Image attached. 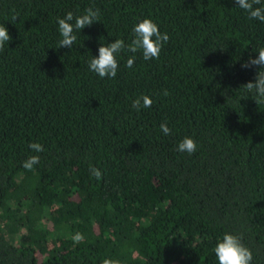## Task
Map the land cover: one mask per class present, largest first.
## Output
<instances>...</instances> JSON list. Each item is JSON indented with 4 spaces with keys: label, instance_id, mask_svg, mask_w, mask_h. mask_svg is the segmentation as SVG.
Returning <instances> with one entry per match:
<instances>
[{
    "label": "trees",
    "instance_id": "obj_1",
    "mask_svg": "<svg viewBox=\"0 0 264 264\" xmlns=\"http://www.w3.org/2000/svg\"><path fill=\"white\" fill-rule=\"evenodd\" d=\"M88 7L100 21L57 49V18ZM145 18L169 36L158 59L89 70ZM0 24V264H219L225 233L264 264V100L243 86L264 68L241 67L264 22L235 0H0ZM185 137L196 152L178 150Z\"/></svg>",
    "mask_w": 264,
    "mask_h": 264
},
{
    "label": "clouds",
    "instance_id": "obj_2",
    "mask_svg": "<svg viewBox=\"0 0 264 264\" xmlns=\"http://www.w3.org/2000/svg\"><path fill=\"white\" fill-rule=\"evenodd\" d=\"M237 6L248 13L250 19H258L264 22V7L261 5V0H235ZM16 19V17H13ZM100 21V10L98 8L88 7L81 15H74L71 11L67 12L63 18H57L58 31L62 37L57 45L58 48L67 47L71 49L77 41L75 33L80 32L86 26H91L94 22ZM134 38L130 43H127L120 38H116L109 44H101L98 49V57H93L88 62L89 70L95 72L101 78H115L118 71L117 55L121 52L137 53L142 51L145 60L158 59L161 49L168 42L169 36L167 33H161L157 23L149 18H145L138 22L133 28ZM12 37L4 24H0V51L5 49ZM258 56L249 57L247 61L242 63L241 67L247 69L252 66H259V69L264 68V48L258 51ZM135 61V55L128 58L126 67L131 68ZM248 92H253V98L258 102L257 98L264 100V71H258L254 82L249 81L243 85ZM169 93L164 91V95ZM153 100L148 95L137 97L132 102L137 112L142 108H150ZM160 130L164 135L171 134V129L167 123L160 125ZM197 142L192 137H185L178 144L180 152L192 154L197 151ZM29 148L35 152H42L43 146L40 143L33 142L29 144ZM40 161L39 155L29 156L24 162L23 167L27 170H32L34 165ZM92 175L96 179H100L102 173L99 169L92 168ZM76 241L79 242L82 236L77 235ZM215 255L219 264H251L252 251L242 243V238L239 235L225 233L222 239L218 240L214 248ZM103 264H119L118 261L105 259Z\"/></svg>",
    "mask_w": 264,
    "mask_h": 264
}]
</instances>
